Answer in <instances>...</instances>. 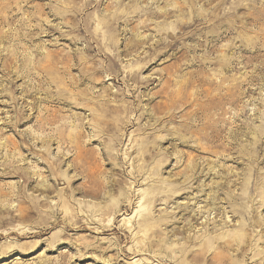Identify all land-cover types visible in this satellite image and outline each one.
<instances>
[{"label":"rangeland","instance_id":"obj_1","mask_svg":"<svg viewBox=\"0 0 264 264\" xmlns=\"http://www.w3.org/2000/svg\"><path fill=\"white\" fill-rule=\"evenodd\" d=\"M0 264H264V0H0Z\"/></svg>","mask_w":264,"mask_h":264},{"label":"bare ground","instance_id":"obj_2","mask_svg":"<svg viewBox=\"0 0 264 264\" xmlns=\"http://www.w3.org/2000/svg\"><path fill=\"white\" fill-rule=\"evenodd\" d=\"M228 243H230V242H228Z\"/></svg>","mask_w":264,"mask_h":264}]
</instances>
